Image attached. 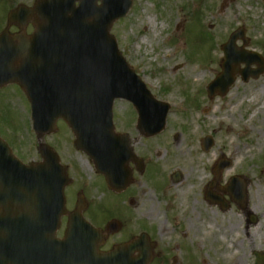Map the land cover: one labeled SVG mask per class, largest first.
<instances>
[{"label":"rangeland","instance_id":"obj_1","mask_svg":"<svg viewBox=\"0 0 264 264\" xmlns=\"http://www.w3.org/2000/svg\"><path fill=\"white\" fill-rule=\"evenodd\" d=\"M35 1L0 0V34L6 28L10 11L20 4L32 6ZM224 1L133 0L128 15L114 23L111 34L127 62L155 97L174 105L163 134L142 139L133 129L136 119L132 107L124 101L115 103L117 130L130 135L135 153L149 168L147 181L135 174L136 182L118 197L107 189L88 156L76 150L74 136L66 124L59 122L57 132L39 141L33 131L31 105L25 93L16 85L0 90V137L26 164L40 161V142L52 147L68 166L72 180L65 191L67 208L73 210L75 196L84 193L89 208L96 207L92 215L91 209L85 212L92 224L105 225L113 216L122 223L121 233L112 236L111 243L132 240L148 227L152 230V240L157 243L158 255L166 250H173L170 258L178 255L175 249L179 234L174 214L184 202L200 201L204 216L215 218L220 226L229 228V223L242 220L235 205L224 214L218 208L209 209L202 204L203 191L213 179L211 167L223 155L231 159L232 166L227 169L230 174L227 170L223 172L218 184L224 185L235 173V176H243L249 183V208L260 211L264 202V171L256 162L263 150L256 151L253 147L254 152H251L244 144L253 138L255 141L264 128V75L246 84L239 78L226 98L210 100L207 85L221 72L224 60L221 46L239 27L248 30L250 49L264 57V0H234L221 11ZM12 28L18 31L15 26ZM28 29L29 32L32 29L30 24ZM241 45L238 42V46ZM192 69L204 72L199 82ZM205 136L214 141L208 152L202 149ZM175 148L186 152L188 159L198 156L200 160L193 165H187V161L171 163ZM177 171L182 173L183 180L187 171L195 176L188 187L173 185ZM200 178L204 182H199ZM183 190L188 196L181 197ZM129 197L134 198L136 207L128 206ZM172 201H175V210L170 208ZM65 221L66 218L58 237L63 235ZM211 233L217 238L216 248L211 252L212 264H221L219 256L223 261L240 258L244 264H252L250 247L261 249L264 229L251 230V239L243 243V248L238 246V241L243 239L241 231L226 238L225 232L211 225ZM201 252H205L204 247Z\"/></svg>","mask_w":264,"mask_h":264},{"label":"water","instance_id":"obj_2","mask_svg":"<svg viewBox=\"0 0 264 264\" xmlns=\"http://www.w3.org/2000/svg\"><path fill=\"white\" fill-rule=\"evenodd\" d=\"M131 6L132 0H39L32 8L20 6L9 15L10 24L18 21V15L23 17L21 28L32 22V36H0V87L10 83L22 87L32 105L39 140L56 130L58 120L65 121L77 149L92 158L117 193L128 187V164L135 158L126 136L114 132V101L122 98L136 105L139 129L147 137L164 130L169 111L168 105L151 96L110 35L112 25ZM239 39H244L243 29L223 48L222 73L208 86L211 99L226 96L238 75L248 81L264 72L262 62L236 48ZM242 63L245 70L240 69ZM253 63L260 68L251 70ZM207 141L206 150L211 147ZM39 151L43 162L24 166L0 139V264H14L8 261L9 253L18 254L16 264H29L32 253L31 259L42 264H118L119 254L126 256L120 264H149L151 249L144 237L107 254L98 252L104 234L84 220L82 196L79 209L69 216L65 239H55L67 214L64 190L71 181L50 147L41 144ZM228 164L223 161L218 176ZM208 198L212 197L208 194ZM119 229L118 222H112L106 232ZM135 252L140 253L136 259Z\"/></svg>","mask_w":264,"mask_h":264},{"label":"flooded vegetation","instance_id":"obj_3","mask_svg":"<svg viewBox=\"0 0 264 264\" xmlns=\"http://www.w3.org/2000/svg\"><path fill=\"white\" fill-rule=\"evenodd\" d=\"M13 29V28H12ZM13 33H17L18 31L12 30ZM137 131V127L133 128ZM139 137L142 139H147L143 135H140L138 133ZM131 146H133V149L135 147L134 141L131 139ZM244 147L247 150H250L251 152H254L253 147H255L256 151H259L260 148L263 150L262 152V157L257 158V165L261 167L264 171V128L260 130V133L257 135V139L254 141V138L252 141H249L244 144ZM135 151V150H134ZM142 161L140 163H131V170H132V184L131 186L136 182L135 180V174H138L141 179H144L145 181L148 180V175H149V168L148 165L146 164V161L138 156ZM181 177V181L183 179V176ZM173 178H175V175H173ZM180 182L175 183L173 179V185L177 186H182L180 185ZM148 183V182H146ZM130 186V187H131ZM170 187V186H169ZM186 190V189H185ZM183 190L182 192H186ZM205 191V190H204ZM203 191V193H204ZM181 194V197H186L188 196L187 194L184 193ZM227 197V198H226ZM202 199V204L205 205L206 208L209 209H215L218 208L220 212L226 213L228 210H230L233 205L239 208L240 214H241V219L238 220L236 223H229L228 227L220 226L219 223L216 222L215 218L210 217L209 215H205L201 212V207H200V201L199 202H184L180 203L179 206L181 205L180 211L177 213L175 212V216L177 219V230L179 234V243L176 246L175 252L178 255H173L170 258V254L173 252V250H166L163 255H158L156 253V247L154 251V257L151 262V264H212L214 260V256L212 255V250L216 248V235H213L212 233L209 234V227L211 225L214 226V228L225 232L224 235L225 237H229L231 234L241 231L242 232V237L238 244L239 247L243 248V243L246 241L249 242L251 239V230L257 229L262 227L264 229V202L261 203L260 211L256 212L254 209L249 208V198H248V203L246 206H238L236 203L232 202L230 197L227 195L225 196V200L227 202V208H222V206L216 204L215 201L213 200H208L206 197H201ZM128 203L130 204L131 207H136V201L134 200L133 197L128 198ZM175 201H172L170 203L171 209H176V206L174 205ZM177 205V204H176ZM178 206V205H177ZM178 206V207H179ZM73 210L76 208V200L75 202L73 201ZM96 208V207H93ZM92 206L89 208V203H86V211L88 209H91L90 212L94 211ZM85 211V212H86ZM173 212V211H172ZM94 212L91 213V215ZM134 218V217H133ZM175 218V217H174ZM145 225V223H143ZM146 226V225H145ZM218 226V227H217ZM122 231V230H121ZM215 233L213 230L211 231ZM121 233V232H120ZM119 233V234H120ZM142 233H148L149 235L152 234V230L147 227V229H143ZM216 234V233H215ZM254 234V233H253ZM118 235V234H116ZM114 235V236H116ZM203 235V237H202ZM112 236H110L106 242V244L101 248L102 251H109L110 249L117 247L122 244L128 243L130 240H122V241H117L115 243H111L112 241ZM137 237V236H136ZM135 237V238H136ZM133 238V239H135ZM240 243L242 246H240ZM201 247H204L205 252H201ZM260 250L256 249L254 245L250 247V256L253 257V263L255 264L257 259H259L262 264H264V235L262 234V239H261V244H260ZM138 254H135L134 257H137ZM219 259H221V264H244L243 259L235 261H223V257L219 256ZM209 260V261H208Z\"/></svg>","mask_w":264,"mask_h":264},{"label":"bare ground","instance_id":"obj_4","mask_svg":"<svg viewBox=\"0 0 264 264\" xmlns=\"http://www.w3.org/2000/svg\"><path fill=\"white\" fill-rule=\"evenodd\" d=\"M191 72L193 73V75L195 76L196 78V82H199L200 81V77L203 76L204 72H199L197 70H194L192 69ZM190 73V74H192ZM259 113V111H258ZM187 156V153L184 152L183 150H178L177 148H175L173 150V156L171 158V163H174V162H178V161H184L187 163V165H193L195 161H199L200 158L198 156H195V157H190L189 159L186 157ZM230 174V171L228 172ZM195 178V176H192L190 172L187 171L186 173V177L185 179L182 181L181 185L182 186H186L188 187L190 184V180H193ZM199 182H204V179L203 178H200L199 179ZM184 195V193H183Z\"/></svg>","mask_w":264,"mask_h":264}]
</instances>
